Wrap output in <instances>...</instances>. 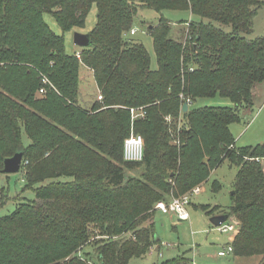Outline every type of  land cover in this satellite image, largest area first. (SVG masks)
Masks as SVG:
<instances>
[{
  "label": "trees",
  "instance_id": "16d2710c",
  "mask_svg": "<svg viewBox=\"0 0 264 264\" xmlns=\"http://www.w3.org/2000/svg\"><path fill=\"white\" fill-rule=\"evenodd\" d=\"M93 5L92 46L79 48L77 59L65 52L63 34L84 28ZM140 6L160 14L147 27L156 70L143 45L126 39ZM262 6L264 0H0V174L3 160L22 149V191L35 194L34 200L18 196L15 209L0 216V264H84L75 254L92 225L113 236L135 235L99 246L100 264L142 257L156 242L154 223L141 227L155 204L168 202L172 189L180 196L204 183L222 158L237 168L232 205L203 209L233 219L234 260L263 256L264 144L236 148L229 130L264 81V37L241 36L252 33ZM165 9H187L201 20L185 22L178 41L161 15ZM46 13L62 35L51 31ZM80 64L93 72L102 97L89 112L73 106ZM216 96L233 106L181 110L186 100ZM131 107L146 111L136 125L144 141L143 160L136 163L123 159ZM167 115L184 118L180 148L169 143ZM132 168L141 170L138 177L128 174ZM8 199L1 187L0 207Z\"/></svg>",
  "mask_w": 264,
  "mask_h": 264
},
{
  "label": "rangeland",
  "instance_id": "374dc122",
  "mask_svg": "<svg viewBox=\"0 0 264 264\" xmlns=\"http://www.w3.org/2000/svg\"><path fill=\"white\" fill-rule=\"evenodd\" d=\"M135 2L136 0H131ZM161 15L171 23V36L173 39L181 41L183 38L180 32L185 29L183 24L190 21L201 20L198 16L193 15L189 10L165 9ZM160 14L154 10L140 6L134 17L132 30L135 34H127L126 39L132 42L140 43L147 51L150 58V68L157 69L156 55L154 51L153 39L147 32V27H154ZM43 19L49 26L51 31L56 35H62L58 24L50 14H44ZM208 22L207 20H203ZM96 22V7L93 5L86 17L84 28L72 29L63 34L65 52L67 54H80L79 48L74 45L73 34L75 32L88 33ZM213 24L222 29L226 33L232 31L231 26L221 25L217 22ZM247 40L264 37V6L257 10L253 20V30L251 34L241 35ZM77 57V56H76ZM80 59V56L77 57ZM78 97L75 105L79 111H91L93 105L101 101L102 97L97 89L93 78V72L86 66L80 64L78 74ZM46 83V82H45ZM49 84V83H48ZM51 85V84H49ZM41 95L43 92L38 91ZM101 97V99H100ZM190 108L201 107H232V103L227 98L216 96L214 98H201L194 100ZM135 111L132 112L131 110ZM130 114V131L129 135H136L137 123L145 119L146 111L144 107L127 108ZM240 121L232 123L229 126L231 136L236 148L255 147L264 144V81L257 84L252 91V104L249 107H242L238 110ZM163 121L168 125V130L171 136L170 145L180 148L182 142L180 140L183 131H187L183 116L179 115L176 118L170 115L164 116ZM22 146L28 144V138L23 133L21 136ZM233 150V148H231ZM262 165L264 160H260ZM26 164V163H25ZM20 171L14 174H0V188L4 187L8 200L0 207V216L10 214L16 207V203L20 199L34 200L35 194L33 190L22 191L24 172ZM141 170L132 168L128 170V174L138 177ZM237 168L231 164L228 158H222L211 169L209 175L204 181L193 188L202 190L198 194L190 196V202L185 207L189 215L187 221H181L173 214H162L155 211L154 217L147 218L142 223L143 227H149L154 223V239L156 242L151 246L146 255L139 258H132L127 264H264V255L253 256L250 258L233 259L231 254L224 257H219L218 252L223 251L229 242V237L233 234L221 233L217 227L212 226L209 222L213 215L207 213L203 208L210 209L219 207L227 209L232 205V191L235 181ZM63 180V179H61ZM174 187L173 180H169ZM215 184L220 185V190L215 191ZM188 192V191H187ZM189 191L188 193H190ZM187 194V193H186ZM18 196L20 199H18ZM174 193L172 189L167 199L173 197H181ZM218 212H215L217 214ZM233 219L230 218L226 224H230ZM91 234L85 244L80 247L75 257L84 264H100L97 256V248L103 244L109 243L112 240L118 239H133L135 235L133 231H124L118 236H113L109 233H104L101 228L91 226ZM238 232V230H237ZM235 263H234V261Z\"/></svg>",
  "mask_w": 264,
  "mask_h": 264
},
{
  "label": "built area",
  "instance_id": "2783aa9c",
  "mask_svg": "<svg viewBox=\"0 0 264 264\" xmlns=\"http://www.w3.org/2000/svg\"><path fill=\"white\" fill-rule=\"evenodd\" d=\"M131 35L135 34L134 30H131ZM80 54H76L79 57ZM44 82H46L44 80ZM40 92H43L41 89ZM101 99V97H100ZM102 100V99H101ZM185 103L189 106L191 104L190 100H186ZM132 112L135 110L132 109ZM144 157V141L140 135L132 134L129 136L123 145V159L126 162H141ZM200 192L199 188H194L191 190L190 193L184 194L181 197H173L168 202L160 201L157 202L154 206V210L161 212L162 214H173L180 220L187 221L189 219L188 213L186 211V206L190 202V196L198 194ZM218 231L221 233H237V226L234 224H222L221 226L217 227ZM233 252L232 245L226 247L223 251L218 253L219 257H224L227 254H231Z\"/></svg>",
  "mask_w": 264,
  "mask_h": 264
},
{
  "label": "water",
  "instance_id": "95a60500",
  "mask_svg": "<svg viewBox=\"0 0 264 264\" xmlns=\"http://www.w3.org/2000/svg\"><path fill=\"white\" fill-rule=\"evenodd\" d=\"M73 42L74 45H76L80 49H86L92 46V42L90 41L89 36L86 33L75 32L73 34ZM181 110L182 112H186L188 110V105L184 103ZM23 157L24 151L22 149H18L11 157L5 158L3 160V168L1 170V174L8 175L19 172ZM228 220L229 216L227 214H222L210 217L209 222L212 226L219 227L222 224H225Z\"/></svg>",
  "mask_w": 264,
  "mask_h": 264
},
{
  "label": "crops",
  "instance_id": "0c3cea01",
  "mask_svg": "<svg viewBox=\"0 0 264 264\" xmlns=\"http://www.w3.org/2000/svg\"><path fill=\"white\" fill-rule=\"evenodd\" d=\"M202 190V187L200 188V191ZM154 214H155V212H154ZM154 214L152 215V219H153V217H154ZM215 215H222V214H215ZM189 216V215H188ZM180 220V219H179ZM181 221H184V220H181ZM153 222V221H152ZM233 235L232 236H230L229 238V242H230V244H228L226 247H228L229 245H232V241H233V239L235 238V235L237 234H235V233H232ZM219 253V252H218Z\"/></svg>",
  "mask_w": 264,
  "mask_h": 264
}]
</instances>
